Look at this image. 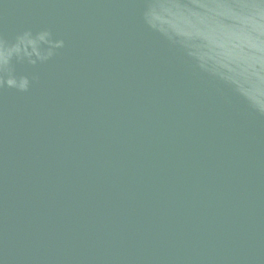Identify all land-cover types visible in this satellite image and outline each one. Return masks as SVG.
I'll use <instances>...</instances> for the list:
<instances>
[{"label": "water", "instance_id": "obj_1", "mask_svg": "<svg viewBox=\"0 0 264 264\" xmlns=\"http://www.w3.org/2000/svg\"><path fill=\"white\" fill-rule=\"evenodd\" d=\"M148 0H3L52 30L0 90V264H264V115L143 21Z\"/></svg>", "mask_w": 264, "mask_h": 264}, {"label": "clouds", "instance_id": "obj_2", "mask_svg": "<svg viewBox=\"0 0 264 264\" xmlns=\"http://www.w3.org/2000/svg\"><path fill=\"white\" fill-rule=\"evenodd\" d=\"M143 21L264 115V0H148ZM64 45L49 28L0 36V90L27 92L36 77L17 75L15 65L43 64Z\"/></svg>", "mask_w": 264, "mask_h": 264}]
</instances>
